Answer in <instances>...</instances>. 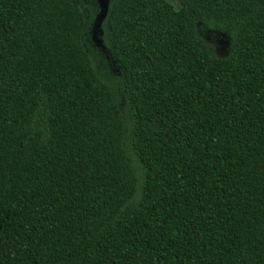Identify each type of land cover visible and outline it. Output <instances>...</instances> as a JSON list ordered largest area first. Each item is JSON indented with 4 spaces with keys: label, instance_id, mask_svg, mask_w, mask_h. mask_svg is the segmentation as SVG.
Segmentation results:
<instances>
[{
    "label": "trees",
    "instance_id": "16d2710c",
    "mask_svg": "<svg viewBox=\"0 0 264 264\" xmlns=\"http://www.w3.org/2000/svg\"><path fill=\"white\" fill-rule=\"evenodd\" d=\"M99 12L0 0V264H264V0Z\"/></svg>",
    "mask_w": 264,
    "mask_h": 264
},
{
    "label": "rangeland",
    "instance_id": "374dc122",
    "mask_svg": "<svg viewBox=\"0 0 264 264\" xmlns=\"http://www.w3.org/2000/svg\"><path fill=\"white\" fill-rule=\"evenodd\" d=\"M86 14L88 15V10L84 7ZM200 35L212 43L215 46L216 52L219 55H225L228 50V38L225 34L214 32L207 29L202 23H200ZM92 33V32H91Z\"/></svg>",
    "mask_w": 264,
    "mask_h": 264
},
{
    "label": "water",
    "instance_id": "95a60500",
    "mask_svg": "<svg viewBox=\"0 0 264 264\" xmlns=\"http://www.w3.org/2000/svg\"><path fill=\"white\" fill-rule=\"evenodd\" d=\"M100 12L98 13L92 28V38L97 46L106 49V46L101 38L102 24L109 12L110 0H99Z\"/></svg>",
    "mask_w": 264,
    "mask_h": 264
}]
</instances>
